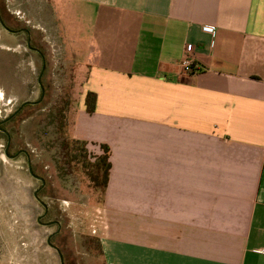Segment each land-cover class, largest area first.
<instances>
[{
  "label": "crops",
  "instance_id": "0c3cea01",
  "mask_svg": "<svg viewBox=\"0 0 264 264\" xmlns=\"http://www.w3.org/2000/svg\"><path fill=\"white\" fill-rule=\"evenodd\" d=\"M71 2L92 10L70 137L109 149L105 264H264V0Z\"/></svg>",
  "mask_w": 264,
  "mask_h": 264
},
{
  "label": "rangeland",
  "instance_id": "374dc122",
  "mask_svg": "<svg viewBox=\"0 0 264 264\" xmlns=\"http://www.w3.org/2000/svg\"><path fill=\"white\" fill-rule=\"evenodd\" d=\"M3 2L17 16L28 11L35 13L40 26L53 31L51 64H55L59 77L56 91L35 108L43 111L33 113L25 122L13 121L3 126L13 141L9 155L18 148L25 149L33 174L43 179L44 187L39 192L36 190L41 183L29 174L25 157L4 155L5 138L0 133V264H105L101 252L107 228L103 196L88 179L83 162L71 157L76 153L71 127L83 94L86 65L93 60L85 46L92 10L71 0ZM54 31L60 32L66 45L52 37ZM13 71L11 77L21 76L24 80H8L5 70L0 69V121L26 99L24 87L31 91L30 100L38 93L32 74L36 67L26 74ZM47 109L51 112L46 117ZM85 143L89 156L102 153V143ZM41 203L47 212L39 219L44 212ZM51 222L59 226L58 234L51 239L52 246L47 239L58 229Z\"/></svg>",
  "mask_w": 264,
  "mask_h": 264
},
{
  "label": "flooded vegetation",
  "instance_id": "af4514ba",
  "mask_svg": "<svg viewBox=\"0 0 264 264\" xmlns=\"http://www.w3.org/2000/svg\"><path fill=\"white\" fill-rule=\"evenodd\" d=\"M48 5V4H47ZM49 8V7H48ZM56 32V34H55ZM54 31L52 37L59 39L66 45L65 41L62 39V35ZM53 33L50 29L42 28L37 22L36 14L33 12L22 13L21 16H17L11 9L4 5L3 0L0 1V66L1 70H5V78L8 80L13 79L20 81L24 80L23 77H11V69L13 74H18L22 72L23 74L28 73L30 69L36 67V72L32 73L34 77V83L37 86V96L34 100H30L29 88L26 86L23 88V94L26 95V99L22 101L4 120L0 121V133L3 134L5 138L4 151L9 155L10 145L13 142L12 138L9 136L6 130H4V124L17 121L19 123L25 122L33 117V113H37L43 109H35L41 106L49 97L50 93L56 91L55 85L59 73L55 71V64H51L53 61V56L50 55V35ZM13 59V61H11ZM52 65V66H51ZM21 66V68H20ZM14 67V68H12ZM51 67L54 69L51 70ZM16 70V71H15ZM4 78V77H3ZM18 83V82H17ZM57 95H55L56 97ZM51 106V105H49ZM51 112L47 109L44 116H48ZM22 155L25 157L28 164L27 169L31 170L29 165V156L25 149L18 148L14 154L10 157ZM32 175L36 180H38L41 185L36 190L39 192L44 187L43 179L39 175ZM30 174V173H29ZM43 206L44 204L41 203ZM44 212L39 219L44 218L47 209L45 205L43 206ZM55 225L58 230L50 234L48 243L51 244V239L54 238L59 232V226L56 222H51Z\"/></svg>",
  "mask_w": 264,
  "mask_h": 264
},
{
  "label": "trees",
  "instance_id": "16d2710c",
  "mask_svg": "<svg viewBox=\"0 0 264 264\" xmlns=\"http://www.w3.org/2000/svg\"><path fill=\"white\" fill-rule=\"evenodd\" d=\"M95 105V95L91 92H86L84 96V107L88 114L93 113ZM71 143L75 144L74 150L76 153L72 154V159L83 162V169L94 187L99 188L101 194L107 186L109 171L111 168L108 160L109 149L105 144H101L102 153L95 156H89L85 141L71 139ZM89 156V157H88ZM89 158H93L90 160Z\"/></svg>",
  "mask_w": 264,
  "mask_h": 264
},
{
  "label": "built area",
  "instance_id": "2783aa9c",
  "mask_svg": "<svg viewBox=\"0 0 264 264\" xmlns=\"http://www.w3.org/2000/svg\"><path fill=\"white\" fill-rule=\"evenodd\" d=\"M211 30V34L213 35V29L212 28H209ZM179 66H180V69H181V72L183 74H191L193 73L194 71H196V66H195V63H194V58H193V46L191 44H186L185 45V48H184V53H183V56L179 62ZM261 253L264 254V250L261 251Z\"/></svg>",
  "mask_w": 264,
  "mask_h": 264
},
{
  "label": "water",
  "instance_id": "95a60500",
  "mask_svg": "<svg viewBox=\"0 0 264 264\" xmlns=\"http://www.w3.org/2000/svg\"><path fill=\"white\" fill-rule=\"evenodd\" d=\"M4 155L6 156V157H8V155L6 154V151H4ZM29 173H30V175L31 176H33L32 175V173H31V170L29 169ZM34 177V176H33ZM44 206V205H43ZM47 243H48V239H47ZM49 244V243H48ZM55 249V248H54ZM56 250V249H55ZM56 252L58 253V251L56 250ZM59 254V253H58ZM60 258V257H59ZM61 262V261H60ZM62 264V263H61Z\"/></svg>",
  "mask_w": 264,
  "mask_h": 264
}]
</instances>
